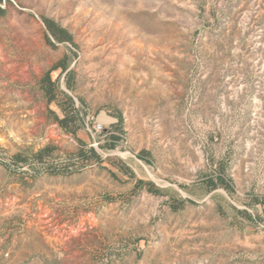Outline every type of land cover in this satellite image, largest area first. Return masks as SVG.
<instances>
[{
    "label": "rangeland",
    "instance_id": "374dc122",
    "mask_svg": "<svg viewBox=\"0 0 264 264\" xmlns=\"http://www.w3.org/2000/svg\"><path fill=\"white\" fill-rule=\"evenodd\" d=\"M0 8V264H264V0Z\"/></svg>",
    "mask_w": 264,
    "mask_h": 264
},
{
    "label": "trees",
    "instance_id": "16d2710c",
    "mask_svg": "<svg viewBox=\"0 0 264 264\" xmlns=\"http://www.w3.org/2000/svg\"><path fill=\"white\" fill-rule=\"evenodd\" d=\"M0 10H2V9L0 8ZM46 25H47L48 29L51 31L52 35L56 38L57 41L63 42V41L71 40L70 34L65 29H62L61 27L56 25L53 21L46 20ZM60 121H63V119ZM91 150L93 152H95L94 148H91Z\"/></svg>",
    "mask_w": 264,
    "mask_h": 264
}]
</instances>
